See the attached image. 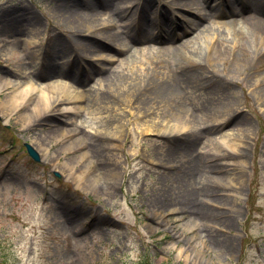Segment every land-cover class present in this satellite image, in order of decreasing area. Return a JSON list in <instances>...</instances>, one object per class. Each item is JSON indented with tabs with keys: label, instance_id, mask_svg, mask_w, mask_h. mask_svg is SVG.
Instances as JSON below:
<instances>
[{
	"label": "rangeland",
	"instance_id": "374dc122",
	"mask_svg": "<svg viewBox=\"0 0 264 264\" xmlns=\"http://www.w3.org/2000/svg\"><path fill=\"white\" fill-rule=\"evenodd\" d=\"M247 2L0 0V80L62 79L74 95L11 103L0 82V264H264V38L228 23L254 13ZM130 71L196 87L162 101L121 90L112 73Z\"/></svg>",
	"mask_w": 264,
	"mask_h": 264
},
{
	"label": "bare ground",
	"instance_id": "6f19581e",
	"mask_svg": "<svg viewBox=\"0 0 264 264\" xmlns=\"http://www.w3.org/2000/svg\"><path fill=\"white\" fill-rule=\"evenodd\" d=\"M203 1L204 0H183V3L185 2V4L190 5H195L196 7H200L203 5ZM106 2V1H105ZM183 4V5H185ZM248 7H252L253 8V14L251 16H246L242 13L239 14H235V13H231V17L228 21V23H232L235 24L237 22V18L236 15H239L241 17V19L247 23H249L250 27H254L253 31L258 32V34L264 38V0H248L247 2ZM102 7H105L106 5H104L103 3H101ZM113 6V5H112ZM111 6V7H112ZM217 11L214 9H205V12L201 15V19H205L206 21L209 20L210 15L212 14H216ZM76 13H71V16L69 18H67V26H69L70 31H73L75 33H80L81 31H83V27L86 26V24L84 23L85 20L81 19V18H74L73 16ZM200 24V20L195 22L196 27ZM86 28V27H85ZM206 28V27H205ZM207 30V29H204ZM237 33V31H236ZM84 35V34H82ZM81 34H75L76 37H74L73 41L79 44H82L84 41H90V40H95V38H92L91 34H85L84 36H82ZM115 40L118 41H122L123 35L119 34V32H114V34H112ZM144 37L145 36H141ZM220 40H224V38H222V35L220 34L219 37ZM246 43L242 42L241 46L245 47ZM118 49H115V51H117ZM192 56H196L195 58H199L200 57V53L199 52H193ZM192 61L193 58H188L187 61ZM189 75V74H188ZM112 76H114L115 81L117 82V84H119V87H122L121 90H131V89H138V88H150L152 90L155 91V93L160 97V99L163 101V99H169L175 95H181L185 92H187V90L190 88H194V86L196 87V84L193 83L195 82L194 79V75L192 76V80L190 81V76L187 77L186 80H182L183 82L177 83V82H172L171 80H166V79H156L154 77L151 76V74L148 73H144V72H137V71H130V72H125V73H112ZM220 79V78H219ZM216 78V80H219ZM210 80V79H208ZM28 82H24V84L18 83L13 81L12 79H10L9 77L7 78H3L0 80V82H3L4 85H12V92L10 93L9 96V101L11 103L19 100V103L27 100L26 98H29V93L34 90L37 89L38 91V95H37V99L41 102V104L43 105V108H60L62 106H64L65 103H70L71 100L74 98L73 93L71 92V89L65 86L61 85V82H65L62 79H53L51 81L50 84H46L45 86H40L39 88H36L34 86L35 84V80H27ZM69 83V82H67ZM71 85V84H70ZM74 86V85H71ZM76 87V86H75ZM118 87V88H119ZM54 89H57L56 92H53ZM118 92V89H113L111 88H106L100 95L99 98H96V100H94L93 97H89V99L87 98L88 101H90V103H100V102H104L105 100H107V98L116 97V93ZM221 99L222 101L228 103H231L234 101V99L230 96L229 92L227 90L224 89L223 92L220 93ZM212 106H208L205 105L202 107L203 111H207V112H211ZM108 122V121H107ZM142 122L140 123L141 130L143 131H151L154 129V127L152 126V124L150 123H146ZM180 122V121H179ZM178 122V124H179ZM183 127V126H182ZM236 143H234V145H231L233 149H236ZM91 147V146H90ZM92 148V147H91ZM234 167V165H233ZM203 169V165H200L199 169L197 168V175H196V179H195V183H194V187H191V191L190 193H195V194H199L200 193V189L197 188V182H199L201 180V177L203 176L205 170ZM197 181V182H196ZM195 195V196H197ZM191 196V195H190ZM188 197L187 202L183 203L182 209L184 211H188V212H195V208H194V199L193 198H197L195 196H191Z\"/></svg>",
	"mask_w": 264,
	"mask_h": 264
},
{
	"label": "water",
	"instance_id": "95a60500",
	"mask_svg": "<svg viewBox=\"0 0 264 264\" xmlns=\"http://www.w3.org/2000/svg\"><path fill=\"white\" fill-rule=\"evenodd\" d=\"M25 147H26V150H27V153H29V155L34 159V160H38V154L37 152L33 149V147L28 144V143H25Z\"/></svg>",
	"mask_w": 264,
	"mask_h": 264
}]
</instances>
